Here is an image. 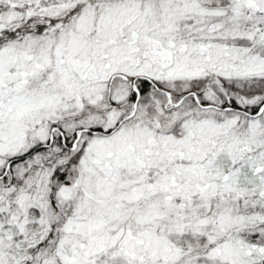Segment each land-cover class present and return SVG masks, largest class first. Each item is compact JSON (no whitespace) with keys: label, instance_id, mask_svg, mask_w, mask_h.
<instances>
[{"label":"snow or ice","instance_id":"1","mask_svg":"<svg viewBox=\"0 0 264 264\" xmlns=\"http://www.w3.org/2000/svg\"><path fill=\"white\" fill-rule=\"evenodd\" d=\"M0 264H264V0H0Z\"/></svg>","mask_w":264,"mask_h":264}]
</instances>
